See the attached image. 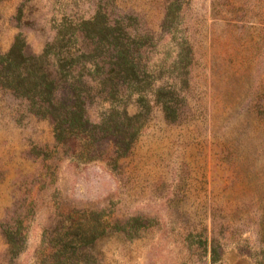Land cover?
Wrapping results in <instances>:
<instances>
[{
	"label": "rangeland",
	"instance_id": "374dc122",
	"mask_svg": "<svg viewBox=\"0 0 264 264\" xmlns=\"http://www.w3.org/2000/svg\"><path fill=\"white\" fill-rule=\"evenodd\" d=\"M0 264H264V0H0Z\"/></svg>",
	"mask_w": 264,
	"mask_h": 264
},
{
	"label": "trees",
	"instance_id": "16d2710c",
	"mask_svg": "<svg viewBox=\"0 0 264 264\" xmlns=\"http://www.w3.org/2000/svg\"><path fill=\"white\" fill-rule=\"evenodd\" d=\"M23 49L24 47L19 49V51H17L16 56L14 57L15 60L21 59L22 61L19 63V66H18V69L20 70L18 72V76L13 79H17L19 86H22V87L25 86L26 84L27 85L32 84L34 86L35 93L37 95H40L41 97L45 96V100L48 102V107L46 108L48 109L54 108L56 105L55 100H54L55 92H56V90L54 89L55 80L46 78V76H44V73H41L40 69L39 70L36 69V66L34 64L35 63L38 64V62L41 60L42 57H34L32 55H28L25 53ZM16 50L17 49H15L14 47V49H12V51L8 54V56L12 57L13 54H15ZM125 58H123L125 62L129 63L130 60L127 55L125 56ZM23 62L27 63V66L26 67L24 66V70H22L23 68H21L23 65ZM7 79L9 80L10 77H8ZM164 109L166 113L171 112V108L169 106H166ZM80 118L82 119V115L79 116V119ZM138 118H139V115H135L130 118L127 117L126 119L128 120L130 124L134 120L136 121V119Z\"/></svg>",
	"mask_w": 264,
	"mask_h": 264
}]
</instances>
